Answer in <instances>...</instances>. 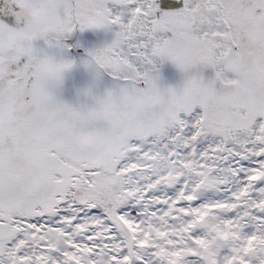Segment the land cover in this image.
<instances>
[{
  "label": "snow or ice",
  "instance_id": "1",
  "mask_svg": "<svg viewBox=\"0 0 264 264\" xmlns=\"http://www.w3.org/2000/svg\"><path fill=\"white\" fill-rule=\"evenodd\" d=\"M8 4L0 264H264V0ZM89 31L112 39L68 43ZM77 66L112 87L57 99Z\"/></svg>",
  "mask_w": 264,
  "mask_h": 264
},
{
  "label": "rangeland",
  "instance_id": "2",
  "mask_svg": "<svg viewBox=\"0 0 264 264\" xmlns=\"http://www.w3.org/2000/svg\"><path fill=\"white\" fill-rule=\"evenodd\" d=\"M10 7L8 0H0V9H6ZM112 35L110 33L100 32H85L83 34L77 33L72 40L68 43L75 45L77 43L82 44L85 48L93 46H101L110 42ZM39 46H42L43 42H37ZM71 55L77 60L84 57V49H77L73 47ZM161 73V85L162 87L174 86L180 87L183 83L182 74L171 64L164 63L160 68ZM206 77L211 78L213 73L211 70L205 73ZM113 85V80L108 75L101 77H95L83 66H77L71 72L66 74L63 86L56 92V97L66 103L73 106L85 105L90 102L91 96H102L104 92L110 89ZM90 93V96H86L85 93ZM220 177L224 175L229 178L226 172H221ZM210 189H202L203 192H207ZM228 235V234H225ZM194 260V258L192 259ZM191 260V261H192ZM190 261V262H191Z\"/></svg>",
  "mask_w": 264,
  "mask_h": 264
},
{
  "label": "trees",
  "instance_id": "3",
  "mask_svg": "<svg viewBox=\"0 0 264 264\" xmlns=\"http://www.w3.org/2000/svg\"><path fill=\"white\" fill-rule=\"evenodd\" d=\"M219 175H221L222 173H218ZM224 174H227L224 173ZM221 177H225L224 175H222ZM200 196L202 197H205V198H210V199H215L218 195H219V192H218V189L217 188H211L209 191L207 192H203L202 190L200 191L199 193ZM205 215H207V213H205ZM190 258V257H189ZM193 257H191L189 259V261L192 260Z\"/></svg>",
  "mask_w": 264,
  "mask_h": 264
}]
</instances>
